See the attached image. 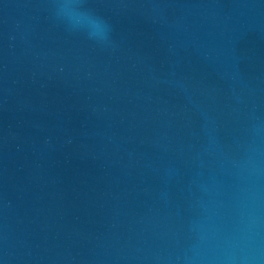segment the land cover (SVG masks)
Masks as SVG:
<instances>
[{
    "label": "water",
    "instance_id": "1",
    "mask_svg": "<svg viewBox=\"0 0 264 264\" xmlns=\"http://www.w3.org/2000/svg\"><path fill=\"white\" fill-rule=\"evenodd\" d=\"M0 264H264V0H0Z\"/></svg>",
    "mask_w": 264,
    "mask_h": 264
},
{
    "label": "clouds",
    "instance_id": "2",
    "mask_svg": "<svg viewBox=\"0 0 264 264\" xmlns=\"http://www.w3.org/2000/svg\"><path fill=\"white\" fill-rule=\"evenodd\" d=\"M72 17H69V21H72ZM88 31L86 34L90 39L93 38V36H98L104 33L108 29V25L106 21L102 20L99 17H96L94 14H88Z\"/></svg>",
    "mask_w": 264,
    "mask_h": 264
}]
</instances>
